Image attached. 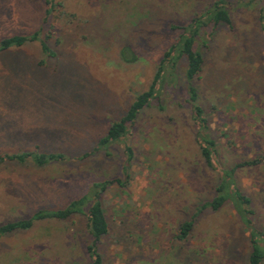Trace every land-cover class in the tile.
Listing matches in <instances>:
<instances>
[{
  "label": "rangeland",
  "instance_id": "rangeland-1",
  "mask_svg": "<svg viewBox=\"0 0 264 264\" xmlns=\"http://www.w3.org/2000/svg\"><path fill=\"white\" fill-rule=\"evenodd\" d=\"M0 0V39L40 30L41 42L0 52V153L63 152L44 166L0 161V224L58 208L99 180L120 178L101 195L109 233L103 264H247L249 232L232 207L204 210L185 239L178 226L210 199L219 175L206 165L186 104L185 60L177 81L145 107L121 143L98 148L109 122L153 79L165 50L197 13L217 0ZM232 25L204 26V61L194 79L223 166L264 230V0H225ZM47 18V20H45ZM127 51V60L122 51ZM128 175V176H127ZM83 213L44 220L0 238V264H88ZM264 264V261L262 262Z\"/></svg>",
  "mask_w": 264,
  "mask_h": 264
},
{
  "label": "trees",
  "instance_id": "trees-1",
  "mask_svg": "<svg viewBox=\"0 0 264 264\" xmlns=\"http://www.w3.org/2000/svg\"><path fill=\"white\" fill-rule=\"evenodd\" d=\"M45 4L47 7L46 14L50 15L55 7V1L45 0ZM221 24L232 25L230 10L225 0L215 1L203 12L195 14L185 26L173 25L172 27L180 30V33L176 40L164 51L149 86L136 94L122 116L109 122L105 134L100 137L97 145L99 149L110 154L111 145L115 143L123 144V152L126 157L125 168L128 167L134 159L135 150L125 139L131 133L137 117L145 107L156 101L158 104L160 103L159 107L162 108L160 98L164 88L177 81L176 69L180 61L184 59L183 76L187 92L185 102L191 109L192 119L197 127L196 141L200 155L206 165L218 169L219 175L213 188V196L200 203L195 213L179 224L176 237L185 239L193 230L197 216L204 210L219 211L226 205H230L244 228L249 232L250 251L247 264H262L264 261V230L254 226L252 200L238 187L235 180V172L239 167L257 164L259 163L258 159L246 160L233 166L221 165L218 159L216 142L211 136L209 121L203 107L199 104V92L194 84V79L201 72L204 61L202 51L196 46L201 29L204 26L217 27ZM37 40L41 42L44 52L54 53L46 41L40 38V30L31 34H15L0 39V52L19 48L29 41ZM122 55L127 60L135 59H128L126 50L122 51ZM66 158L65 153L52 151L25 150L14 153H0V161H31L37 166L60 162ZM115 182L119 185H125L120 178L95 181L81 197L72 199L62 207L39 208L27 218L4 222L0 224V238L17 230L30 229L39 221L66 220L73 214L83 213L86 216L87 230L90 235V242L86 247L89 258L88 264H103L100 245L102 239L109 233V223L101 195L110 184Z\"/></svg>",
  "mask_w": 264,
  "mask_h": 264
}]
</instances>
